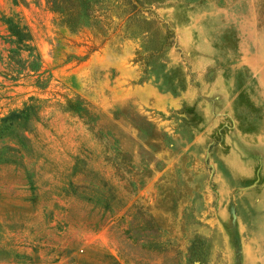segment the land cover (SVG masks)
<instances>
[{
	"label": "rangeland",
	"instance_id": "1",
	"mask_svg": "<svg viewBox=\"0 0 264 264\" xmlns=\"http://www.w3.org/2000/svg\"><path fill=\"white\" fill-rule=\"evenodd\" d=\"M126 11L99 45L0 0V264H264V0Z\"/></svg>",
	"mask_w": 264,
	"mask_h": 264
},
{
	"label": "trees",
	"instance_id": "2",
	"mask_svg": "<svg viewBox=\"0 0 264 264\" xmlns=\"http://www.w3.org/2000/svg\"><path fill=\"white\" fill-rule=\"evenodd\" d=\"M49 10L55 15L56 22L66 28H89L94 33V41L97 40L99 45L106 43L111 40H118L120 38H126L127 21L129 19L130 13L126 11L132 0H45ZM116 6L120 7L122 10L116 9ZM119 11V15L115 14V11ZM123 11V12H122ZM114 19H117L120 23L119 25L114 24ZM10 23L9 20L7 22ZM8 31L12 36L16 37L15 42H23L29 40L23 38L20 32V27L9 26ZM21 37V38H20ZM25 39V40H24ZM28 46H24V48ZM96 48L93 47V51ZM80 104L79 110L76 109L75 102ZM66 106L70 109L72 113L79 116L82 120L86 122L90 129H99V126L93 124L95 120H98V114L93 107L80 98L67 99ZM32 106H26L22 111L18 113H11L8 117L2 119V122L10 121L16 122L20 120H28L29 110ZM24 141L26 138L23 136ZM103 146V144H101ZM103 152L107 153L106 148L103 146L101 148ZM117 156L122 158L123 155L120 154V150L115 148ZM115 167H120V164H113ZM123 165V164H122ZM123 167V166H122ZM126 168V166L124 165Z\"/></svg>",
	"mask_w": 264,
	"mask_h": 264
}]
</instances>
